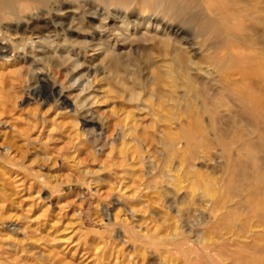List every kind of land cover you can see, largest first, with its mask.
<instances>
[{
  "label": "rangeland",
  "instance_id": "1",
  "mask_svg": "<svg viewBox=\"0 0 264 264\" xmlns=\"http://www.w3.org/2000/svg\"><path fill=\"white\" fill-rule=\"evenodd\" d=\"M261 1L264 2V0ZM246 2L248 3V1ZM262 2H259L260 9L264 8ZM80 3L83 5L82 2ZM93 7H96L95 10H98L95 12L96 14L89 16L96 21L99 17V13L101 15L103 11H99V7L97 8L95 5ZM111 15V25L119 22L120 17L124 16L122 11H112ZM262 15H264V13ZM172 24L173 25H170L171 28L164 27L163 24H161L158 29L153 28L154 26H149L147 29L149 31L155 30L159 35L162 34L163 37H171L170 39L173 42L176 41L177 44L175 45L180 46L177 47V49L183 48L182 51L185 49V52L190 53L192 60L199 59L200 55L204 52L201 53L203 50L200 45H197L198 43L200 44L201 38L195 33L194 28L192 26L184 27L176 22H172ZM164 28H166L165 31ZM255 28L259 29L257 30V32H259L258 36L255 38L257 40V47L261 49L257 51L256 49H252V53L251 51H245V55L257 53V56H261L260 54H264V27L259 25ZM132 31L133 29L129 32L134 33ZM129 32L126 33V36L131 34ZM72 35L75 37V34ZM98 38L99 37L96 39ZM106 40L107 39H103L101 43ZM96 41L97 40H95V42ZM119 42L115 45L116 47L114 46L113 51L117 52L123 61H127V59L131 61L142 59L140 57L143 55L139 54V51H141L140 49L135 46H130L129 44L124 45L121 41ZM238 44H240V42H238ZM204 48L205 47H203V49ZM49 50L52 51L51 54L53 55L55 54L54 52H56V54L58 52L57 49L54 51L52 48H49ZM135 50H137L138 53ZM7 51L9 55L7 53H2L3 56L0 55V208L2 207L0 209V264H3V262L4 264H31V262L32 264L178 263V259L175 258H178L180 254L172 253L171 256L167 253L164 255V253H162V250L165 249L163 245L154 244L153 246V244L150 245L145 242L146 245L143 243V240L151 239L156 241L158 238H156L155 235L159 236L158 240H163L164 236L177 225L185 224L186 226H184V229L187 230L188 228L187 231H189L196 224V221L199 220L198 217H200V215L202 216V214L205 220H210L206 212L204 214L200 211V207L204 206V201L209 199L206 195L204 199H199V197H197L198 199L195 198L194 200H196V202L193 203V205H184L183 203L190 198V192L192 188L195 187V184L189 181L194 171L200 172L207 180L213 177L218 179V181L220 180L219 186H215L214 189L211 187V190H217L219 195L226 196V194H228V189L225 186L226 184L225 182L223 183L224 180L228 181L227 177L229 176H226V159L220 154L219 148L214 144L207 145L208 142H206V144L200 143L198 146L192 148L191 150L198 151L199 154L193 162L195 164L194 169L188 167L191 177H189L190 175L188 174V179H185L187 178L186 175L182 177L183 173L181 171H176L182 154L181 146H177V150L175 149L176 152L174 151L175 153L172 152L171 154L173 158H171V162L173 163H170V166H172V168L174 167L172 172L175 173V180L182 181V183L179 182L180 184H178L180 186L179 188V186H176L177 181H175V185L174 183L171 184L170 180H167V176L165 178L166 171L164 170L166 169L163 160H167L165 157L166 154H164L167 151H165L166 148L162 147L159 142L161 140L160 138H162L163 126L158 125L156 129L154 126L150 127L152 124L150 116L142 109L137 111L135 108L136 103H131L124 95L118 98V96L116 97L114 94H109L111 96L106 94L108 97H106L105 101L102 100L101 96L103 95V91L101 88L99 89L98 80L101 77L106 79L108 71L104 69L105 67L98 61V57L102 52L101 50H86V53L81 50L71 51V59L74 56L72 60L75 63L77 62L80 64L82 62V67L78 66L74 71H72L70 65L63 67H48L50 70L47 69L48 71L46 70V72L45 69L47 67L43 69V73L45 72L44 75L46 77L50 75V81L56 84L55 95H46L43 97L42 95L31 94V89H29L35 85L34 81H36V79L34 78H37L35 72L39 71L37 65H33L34 63L30 62V60H33V55H27V59H25V57L23 58L21 49L20 51H14L15 55H13V53L10 55V49ZM37 51H39V49H37ZM258 51H260V53ZM121 53L122 55L120 56ZM189 53L187 54L189 55ZM17 54H19V56ZM78 54L79 57L77 58ZM203 55H201V57ZM12 56L15 58H12ZM126 56H128L127 59H125ZM263 57L264 56L258 57L259 59H256V61H262L264 59ZM9 58L10 61H8ZM30 63L31 65H29ZM258 65L261 66L260 64ZM131 66L133 68H131ZM134 67V65L129 66L131 70H133ZM136 68L137 67H135V69ZM17 69L18 71H16ZM239 69V67H235V70L238 71H235L236 92H246L249 90L247 88L252 89L251 93L257 98V102L264 111V70L262 72L250 74L247 70L245 71L246 68L244 70L240 69V71ZM136 70L138 74L135 86H147L148 84L143 82L147 81L150 77L148 70L143 69V65ZM139 70L143 74L140 75ZM243 71L246 73L244 74ZM140 76L141 79L139 78ZM140 81H143V84ZM85 85H90L89 91H92V95L96 96L97 100L99 99V102L95 105L91 104L90 99L85 102H89L86 106L88 108H85L90 111L92 110L91 112L94 114L95 120L100 123H97L95 127L94 125L84 127L82 121H80L82 114H78L79 116L73 114L76 113L74 112L75 109L73 104L77 95L81 97L87 93L81 92ZM61 87L65 90L63 92L64 96L68 97L67 103H69V106L67 107L61 105L60 100L57 101L58 97L56 96V92H59ZM94 89H96V91ZM142 89L143 87L141 91ZM10 91L11 93L9 94ZM18 95L21 97L18 98ZM238 108L239 103L236 100L234 102V100L230 98L226 105L219 109L216 118V120L218 119L217 127L222 132H225L226 129L228 130L229 126L227 125H229V118L234 114L236 116L235 122L242 126L240 127L241 134L251 137L254 130L246 121L244 115L239 112ZM127 117L129 120L132 119L130 121L133 124L131 128L135 132H130L126 140H122L124 124H127V127L132 125L129 120H127ZM123 118L124 120H122ZM181 118L182 117L179 118L180 123H178V125L177 122L179 120H175L174 124L169 127L171 129H169L170 134L172 133V135L174 134L175 136L178 135L181 129L186 128L188 121L189 123L190 120L192 122V118L187 117L189 119L188 121L185 116ZM88 120L89 118H87V121ZM183 120L184 123H186L185 125L181 122ZM208 120L209 115L202 113L201 123L199 125L202 128H206ZM262 121L264 123V120ZM136 122H139L138 125H136ZM182 123L183 126L180 125ZM263 125L264 124L261 125V129L264 128ZM135 126L136 128L134 129L133 127ZM141 129L144 130L142 131ZM144 131L147 132L142 134ZM138 134H140V138L142 139H145V136H147V142L145 139L143 143V140L139 138ZM195 134L199 135V129L195 131ZM132 136L138 137L137 139L142 141L140 142L141 146H139L140 144L138 145L137 142H131L130 144V137ZM210 138L211 135L208 134L205 137L206 141L207 139L210 140ZM119 140H122V143ZM127 141H129V143ZM118 142L126 146H120L121 144ZM132 147H134V149ZM238 150L239 149L235 148L236 153L234 152L233 155L237 163L233 170V172L235 171L234 174L237 172L235 174V184L237 185L235 187L237 188H235V199L233 198L235 200V264H264V191H262V194L258 192L259 195H255L256 197L258 196L256 201L254 200L256 198L255 196L246 198L245 194L248 195L249 192L244 193L247 200L244 203L246 207H244L245 205L239 207V196L242 197L240 192L247 184L241 180V173L245 168L241 163L243 160L242 152ZM257 159L258 165L264 176V154H258ZM150 162L153 163L154 166L156 164L158 167L155 166L156 168L152 169V164H150ZM163 171L165 174H163ZM150 173L152 174L149 175ZM159 173H162L163 176ZM177 173L179 175H177ZM148 177L152 178V181ZM40 181H43V183H40ZM167 181H169V184ZM190 182L192 183L191 186ZM154 183H156L155 185L158 189L154 188ZM187 184L189 186H187ZM203 188L200 189H203L202 191H198V194L202 195L205 191V187ZM118 199L119 201H117ZM214 199L212 198V200ZM198 202L203 203L200 205ZM2 210L4 212H2ZM4 213L5 216H3ZM6 213H8L7 215L9 218L11 217L10 219L7 217ZM1 219L3 220V227L1 225ZM5 219L8 222H6ZM231 220H233V218H231ZM10 221L11 223H9ZM226 221L224 222L226 223ZM228 221L230 222V219H228ZM180 222L182 224H180ZM226 227L221 230L224 239L229 236L226 234ZM126 228L128 231H126ZM11 229L13 231L10 232ZM19 229L22 230L20 231ZM131 234L143 240L134 239ZM15 247L18 250H16ZM20 248H22V250ZM24 249L25 251H23ZM31 250L33 252H31ZM6 253L7 256L5 257ZM19 253L22 254L20 255ZM22 256H25L23 260ZM172 257H175V262L172 260ZM5 259L8 260V262ZM169 260L172 261L170 262Z\"/></svg>",
  "mask_w": 264,
  "mask_h": 264
},
{
  "label": "bare ground",
  "instance_id": "2",
  "mask_svg": "<svg viewBox=\"0 0 264 264\" xmlns=\"http://www.w3.org/2000/svg\"><path fill=\"white\" fill-rule=\"evenodd\" d=\"M242 1L243 0H0V55L3 56L2 53H7V50L9 49L11 51H9L10 55L11 53L15 55L14 51H20L21 49L23 58L25 57V59H27V55H33V60H30V62L34 63L33 65H37L39 71L37 70L38 72H35V74L37 75V78H34L36 79V81H34L35 85H33L32 88H29L31 89V94L42 95V97L46 95H55L56 84L50 81L49 73V76L47 77L44 75L47 69L50 70L48 67H63L66 65H70L72 71H74L78 66L82 67V62L78 64L77 62L75 63L72 60L74 56L71 59V51L81 50L83 52L85 51L86 53V50H101L102 52L98 57V61L102 66L105 67L104 69L108 71V76L106 79L101 77L102 79L99 78L98 80L100 86L99 89L101 88V90L103 91V93L101 92L103 94L101 96L102 100L105 101L106 97L111 96L112 94H114L116 97L118 96V98L124 95L125 97H127L128 101L133 104L136 103L135 108L137 109V111L142 109L150 116L152 121L151 126L148 123L150 127L154 126V128L156 129V126L158 125L163 126L164 130L161 135L162 138H160L161 140L159 142L162 147L167 149H165V151L167 152L164 153L166 154L165 157L167 160H163L166 169L163 170L166 171L167 175L164 171L163 174H165V178L167 176V180H170L171 184H175V181H177V185H175L179 186V182L182 183L181 180H175V173L172 172L174 167L172 168V166H170V163H173L171 162V154L175 151L177 146H181L180 148L182 154L176 171H181L183 173V176L181 175L182 177H185L184 175H186L187 178L185 179H188V174L190 175L189 177H191L189 168L194 169L195 164L193 162L196 160L199 154L198 151L191 150L192 148L198 146L200 143L206 144V142H208L207 145L214 144L219 148L218 150L220 151V154H222L223 158L226 159V176H229L227 177L228 181H223V179L222 181L226 184L225 186L228 189V194H226V192V196L219 195V192L217 190H211V187L212 189H214L215 186H219L220 180L218 181V179L214 177L207 180L200 174V172L194 171L192 177L189 178V181L195 184V187L192 188L190 192V198H188V200L184 201L183 203L184 205H193V203L196 202V200H194L195 198L199 197V199H204V196L206 195V197H208L209 199L204 201V206L200 207V211L204 214L206 212L209 215L210 220H205L202 214V216L200 215V217H198L199 220L196 221V224L193 227L191 226L192 228L189 231H187L188 226L186 227L187 230L184 229V226H186L185 224L179 226L177 225L173 227V229H171V231H169L167 235L164 236L163 240H158L159 236L157 235H155V237L158 238L156 241L151 239H142L144 241L143 243L146 242L150 245L153 244V246L154 244L163 245L165 249L162 250V253H164V255L167 253H169L171 256L172 253L180 254L178 258L172 257V260H174V262L175 259H178V263L175 264H235L234 199L236 190L235 188H237L235 187L237 186L235 184V174L237 172L235 174V171L233 172L234 167L236 166L235 164H237L235 162V157L233 158L235 148L239 149L240 152H242L243 160L241 161V163L243 164L245 169H242L243 171L241 173V180L244 181L245 184H247L240 192L242 197L239 196V207H241V205H245L244 203L247 201L246 198H252L257 195L258 192L259 194L260 192L262 194V191H264V176L258 165L257 159L258 154H264V128L261 129V125L264 124L262 121L264 120V111L261 109L260 104L257 102V98H255L254 94L251 93L252 89L247 88L249 90H247L246 92H243L241 90H237L241 92H236L235 90L236 66L243 70L246 68L245 71L247 70V72H249L250 74L262 72L264 70V59L262 60L263 62L260 61L261 63L256 61V59L264 56V54H260L261 56H257V53L252 55L244 54L246 53L245 51H251L252 53V49H256V51L261 49L257 47V40L255 37L258 36L259 32H257V30L259 29L255 27L259 25L264 27V15H262L264 13V8L261 7L263 9L262 10L259 7V2H262L261 0ZM246 1H248V3ZM80 2H82L83 5H81ZM93 4L97 6V8L99 7V11H103V14L101 13L100 15L99 13V17L98 19H96V21L89 16L92 14H96L95 12L98 10H95L96 7L94 8ZM262 4H264V2H262ZM112 11H122L124 15L123 17H120L119 22H114L115 24L113 25L110 24L112 19H110V17L113 15H111ZM172 22H176L184 27L192 26L194 28L195 33L198 35V37L201 38L200 44L198 43L197 45L201 46L203 50L201 51V53L204 52V55L201 54L203 55L202 57L200 55L199 59L197 58V60H192L190 53L185 52V49L183 51L182 47V49H177V47L180 46H176V41L173 42L170 39L171 37L169 38V36L167 35L165 36H167L168 38L163 37L162 34L159 35L157 31H149L147 29L149 26H154L153 28L158 29L160 28L161 24H163L164 27L166 26L171 28L170 25H173ZM131 29H133L132 32L134 33L129 32ZM165 29L166 28H164V31ZM127 32L131 34H129V36H126ZM72 34H75V37H73ZM97 37L99 38L96 39ZM102 38L107 40L101 43L103 40ZM111 38L112 40L110 41ZM95 40L100 43H98L97 41L95 42ZM119 41H121V43L124 45L129 44L130 46H135L136 48L143 51L141 52L137 49L139 51V54L143 55H141L142 57L139 56L142 59L137 61L133 60V63V61L127 59L128 56H126L125 59H127V61H123L122 58L119 57V54L113 51L114 46L117 45ZM238 42H240V44H238ZM183 47L185 48L184 45ZM203 47L205 48L203 49ZM49 48H52V50L54 51H56L57 49V54L56 52H54V55L51 54L52 51L49 50ZM37 49H39V51H37ZM258 52L260 53V51ZM187 53H189L190 56ZM17 55L19 56V54ZM121 55L122 53L120 54V56ZM13 57L14 56H12V58ZM78 57L79 54L77 58ZM8 61H10V58ZM31 63L29 65H31ZM258 64H260L261 66H259ZM130 65H134L138 69L141 65H143V69L148 70V74H150L149 79L146 78L148 80L145 82L140 81L141 83L143 82L148 84L147 86H135L138 71L136 70L137 68L135 69V67V70H131V68L133 67L131 66V68H129ZM43 69H45L44 73ZM16 71H18V69ZM139 73L140 75L143 74L141 71ZM139 78L141 79V76ZM142 87L143 89L141 91ZM89 89L90 85H85L81 92L87 93L81 97L80 95H77L73 104L75 109L74 112H76L77 114H73H75L76 116L78 114H82V116L80 117V121H82V125L84 127L88 125H94L95 127L99 122L95 120L94 114L91 112L92 110L90 111L86 109L88 108L86 106L89 102H85L90 99L91 104L95 105L99 102V99L97 100L96 96L92 95V91L90 92ZM94 90L96 91V89ZM64 91L65 90H63V87H61V90L59 92H56V96L58 97L57 101L60 100V104L67 107L69 106V103H67L68 97L64 96ZM10 93L11 91L9 92V94ZM106 94H108V96ZM20 97L21 96H19L18 98ZM230 98H232L234 102L236 100L239 103V112L244 115L246 121L253 128L254 133L251 135V137L243 136L241 134L240 127L242 126L235 122L236 116L234 114H232V117L229 116V125H227L229 126L228 130L226 129L225 132H222L218 129V119L216 120V118L219 113V109L225 106ZM202 113L209 115V120L206 128H202L199 125L201 123ZM184 116L186 118H192V122L190 120L191 124L189 123V119L187 118L188 125L185 129H181V131L179 130L180 133L176 136L174 134L172 135V133L170 134L169 127L174 124L175 120H179L180 117L184 118ZM87 118H89L88 121ZM122 120H124V118ZM127 120H129L128 117ZM131 120L132 119H130L129 122ZM181 122L184 123V120ZM136 123V125H138L139 122ZM178 123H180V120L177 122V125ZM183 123L180 125L183 126ZM185 124L186 123H184V125ZM132 126L133 124L129 127H127V124H124V131L122 132L121 138L122 140H126L127 136L130 135V132L134 131L131 128ZM133 128L135 129L136 126ZM197 129H199V135L195 134V131ZM145 132L147 131H144V133L142 132V134H145ZM207 134L211 135V138L210 140L207 139L206 141L205 137ZM134 136L130 137V144L131 142H137V144L139 145L142 141L137 139L138 137ZM138 136L140 138V134H138ZM146 138L147 136H145V139ZM145 139H142L143 143ZM122 140L119 141L122 143ZM145 141L147 142V139ZM127 142L129 143V141ZM122 145L123 144H121L120 146ZM139 146H141V144ZM132 148L134 149V147ZM150 164H152V169L158 167L156 164L155 167L151 162ZM187 168L189 169V171ZM151 174L152 173H150L149 175ZM159 174L162 175V173ZM177 175L179 174L177 173ZM149 179H151L152 181V178ZM167 182L169 184V181ZM191 182L190 186L192 185ZM40 183H43V181H40ZM155 184L156 183H154V188H157ZM187 186L189 185L187 184ZM203 187H205V191L202 193V195L198 194V191ZM246 192L249 193L248 195L245 194V198L244 193ZM257 197L254 199L255 201L256 199H258ZM212 198L215 199L212 200ZM117 201H119V199ZM201 203L199 204L201 205ZM244 207H246V205ZM2 212L4 211L2 210ZM7 214L8 213H6V215ZM3 216H5V213ZM7 217L9 218L8 215ZM231 218H233L234 221L231 220ZM228 219H230V222L228 221ZM5 221L8 222L6 219ZM224 221H226V223L229 222L230 224H226ZM181 222L180 224H182ZM2 223L3 220L1 222V225L3 227ZM9 223H11V221ZM225 224L227 227L225 226ZM224 227H226L225 229L227 230L226 234L229 235L226 239H224L223 234L221 233V230H223L222 228ZM11 231L13 230L11 229L10 232ZM126 231H128L127 228ZM133 238L140 239L135 235H133ZM15 249L18 250L16 247ZM20 249L22 250V248ZM25 249L23 251H25ZM31 252L33 251L31 250ZM6 256L7 253L5 257ZM24 257L22 258V260L24 259ZM6 261L8 262V260Z\"/></svg>",
  "mask_w": 264,
  "mask_h": 264
}]
</instances>
